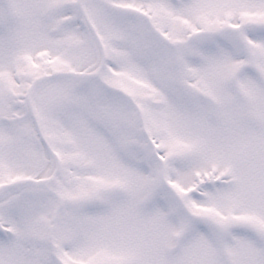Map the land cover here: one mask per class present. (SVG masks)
<instances>
[{
  "label": "snow or ice",
  "instance_id": "obj_1",
  "mask_svg": "<svg viewBox=\"0 0 264 264\" xmlns=\"http://www.w3.org/2000/svg\"><path fill=\"white\" fill-rule=\"evenodd\" d=\"M0 264H264V0H0Z\"/></svg>",
  "mask_w": 264,
  "mask_h": 264
}]
</instances>
